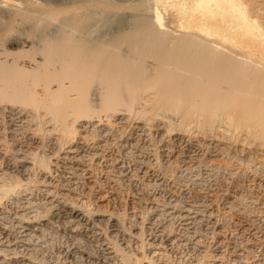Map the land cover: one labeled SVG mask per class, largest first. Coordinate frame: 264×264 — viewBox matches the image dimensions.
<instances>
[{
  "label": "bare ground",
  "instance_id": "6f19581e",
  "mask_svg": "<svg viewBox=\"0 0 264 264\" xmlns=\"http://www.w3.org/2000/svg\"><path fill=\"white\" fill-rule=\"evenodd\" d=\"M260 5L250 0H0V110L11 125L19 121L11 131L17 130L20 122L33 123L36 127L33 128L32 138L36 142L43 143L42 132H38L41 124H51V142L63 149L67 147L62 160L65 171L70 175L63 173L61 180L64 185L74 183L80 174V166L86 160L94 161L102 154L93 144L90 145L95 138L90 143L79 141L78 134L94 130L97 138L100 136L109 140L116 131V123L122 124L133 114L136 116L134 119L143 121L137 132L141 138L149 130L160 132L164 129L162 127L168 128L167 131L164 129L159 140L162 141L159 154L164 162H171L174 157L177 161L185 157L196 158L197 161L196 150L201 147L199 140L196 143L192 138L187 137V140L168 133L176 114H179L176 122L181 127L196 124L194 127L200 129V126H211L219 120V127L227 130L232 124L236 125L233 123L237 122L234 120L235 112L242 116L244 112H256L257 117V110H264V100L259 98V102H255L259 95L256 85H264V23L256 13L261 11H256L261 9ZM167 6L173 9L176 19H165L163 10ZM15 27L24 36L15 35L17 30L13 35ZM10 32L12 39L8 35ZM9 41L12 47V44L6 45ZM139 85H145L142 94H138L141 90H138ZM37 86L39 89L36 91ZM86 92L89 95L87 99L84 96ZM253 93L257 94L255 98L250 95ZM15 96L22 97L25 107L10 101L11 98L19 99ZM218 107H222L219 112ZM246 117L249 118V115ZM122 127L120 130H124ZM252 131L257 133L255 129ZM134 140L132 144L126 141L121 146L127 150L130 144L135 149L133 156L139 169L150 175L152 170H156L152 157L157 151L149 150L153 145L142 149L137 136ZM184 142L187 143L185 146ZM139 148L143 155L140 150L137 153ZM23 152L19 151L20 154L15 157L21 176L40 163V160L36 162V156L32 158ZM5 153H0V157L7 156ZM194 153L195 156H192ZM44 165L46 167V163ZM156 165L159 166V163ZM124 172L122 170L121 173ZM158 174L153 173L154 181L163 185L167 173L164 178ZM24 176L23 179H26ZM11 182L0 184V264H77L79 260L83 264H135L142 258L128 250L129 243L148 229L152 230L149 239L154 248H168L177 240L180 245L181 242L185 245L193 243L198 249L201 246L199 229H203L204 225L210 226V223L216 226L217 214L212 209V203L203 197L204 200L194 198L195 195L188 196L185 191H182L183 201L177 194L171 193L172 197L165 204L162 202L161 207L156 203L152 219L146 224V221L141 223V220H136L130 233L125 229L120 214L92 208L90 203H82L74 195H57V190L51 188L56 184L52 179H45L44 187L40 189L47 197L45 209L40 205L41 199L37 200L32 195L30 186L24 187L21 180ZM167 219L171 222L172 219L178 220L181 232L180 228L177 233L173 230L169 232L166 229L169 224L165 223ZM104 222H109V230L104 227ZM51 233L66 239V244L57 247L58 250L53 253L44 245ZM94 243L99 249L96 255L90 251ZM150 259H145L142 264H157Z\"/></svg>",
  "mask_w": 264,
  "mask_h": 264
},
{
  "label": "rangeland",
  "instance_id": "374dc122",
  "mask_svg": "<svg viewBox=\"0 0 264 264\" xmlns=\"http://www.w3.org/2000/svg\"><path fill=\"white\" fill-rule=\"evenodd\" d=\"M250 1L254 4L257 3L259 5V3H261V5H263V6L260 5L259 8H261V9L257 8L259 10H256V11L261 10L263 14L260 13L261 11L256 12V13L258 15L259 20L261 22L263 21V23H264V2H263L264 0H257L259 3L258 2L255 3L254 0H250ZM163 11H165L164 12L165 19L173 20V19L177 18L173 9L170 8V6H167ZM259 13H260V15H259ZM166 16H169L170 18L166 17ZM262 16H263V18H262ZM14 30L16 31L17 27H15V29H13V31ZM13 31H11V32H13ZM15 31L13 32V35H14ZM11 32L8 35H9V38L12 39L13 35ZM16 34L17 35L19 34L21 37L24 36V35L20 34L19 31H18V33H15V35ZM11 44H12L11 42L10 43L7 42L6 45L10 46ZM12 46H13V44L11 45V47ZM21 54H25V52H22ZM141 86L142 85L137 86V87H139L138 90L141 89L140 90L141 93L138 91V94H142L145 90V85H144V87L142 86V88H140ZM263 86L262 85H260V86L256 85V88L259 89V91H256V93L259 95L257 96V94L255 93V95L257 96L256 97L257 101L255 99V102H259V98L261 99V101L264 100V97H263L264 96V93H263L264 87ZM213 87H215V86H213ZM216 87H218V86L216 85ZM261 87H262V89H261ZM38 89L39 88L37 86L36 91ZM90 89H91V87H90ZM88 92H86L87 95L86 94L84 95L86 97V99L89 98ZM261 93H262V95L260 97ZM250 95L252 97L254 95V93L250 94ZM255 95L252 98H255ZM16 97L17 96H15V98ZM17 98H19V99L17 100V99L11 98L10 101H12L17 106L25 107L26 102L22 101L23 100L22 97H17ZM252 101H254V100H252ZM261 101H260V103H261ZM22 103H23V105H22ZM263 103H264V101H263ZM223 104L226 105V102H223ZM223 104L221 103V105H223ZM26 107H27V105H26ZM222 107H218V112L221 111ZM35 111H37V110H35ZM134 111H131V112H134ZM258 111H259L260 115L264 116V114H263L264 112H262L264 110H262V111L257 110V115L259 117L258 116L256 117V112H254V113L249 112L250 114L252 113L255 118L253 117V115H250L249 113L246 114L244 112V114L246 116L249 115V118L251 116V118H250L251 120L249 118H247L246 116H244V114L242 116V115L238 114V112L234 111L236 113L235 114L233 111H231L235 114L234 120H236L237 122L234 121L233 123H236V125L232 124L231 126L228 127L227 130H225L226 128L224 129V127L222 129V126L219 127V123H218L219 120H217L218 122L215 121L211 126H200V129L198 127H197L198 129L196 127H194V126H197L196 124L195 125L191 124V125L185 126L186 128L181 127V126H179L180 124L178 125L179 122H176V120L179 117V114H176L177 116L175 114H173V115H175V117L173 116L174 118H173L172 125H173V123H174V125L171 126V128H169V129H171L174 132L169 130L168 133H171L172 135L175 133L176 135H178V137L180 135L181 137H185L186 139H187V137H189L190 139L192 138V140L194 139L193 141L196 143H199V141H200L199 144L201 146V147L199 146L200 148L198 150H196V153H197L196 156L198 157L197 161H196V158L192 159L189 157H185L184 159L185 160L190 159L191 161L190 160L185 161L184 159H178V161H177V159L174 157V159L172 158V160L175 161V159H176V161L174 162L171 160V162H174L173 164L170 161H169L170 163L164 162L165 160L162 158L161 154H159V153H161L160 146L162 144L161 143L162 141H159L161 136H162L161 133L165 132L166 129L168 130V128L162 127L165 129V130L163 129L164 131L162 129H160L162 132L161 131L159 132V131H156L153 129L149 130V132H146L145 133L146 135L144 134L143 137L141 138L138 136L137 132L139 131L138 130L140 127L139 124L142 126L143 121L140 122V121H137V118L134 119L136 117V116H134V114H133L134 118L131 116V118H127L126 120H124L125 122L122 121V124L116 123V128H115L116 131L114 132L113 135H111V137H109V140L107 138H103V137L101 138L100 136H98L99 138H97V134L95 135L94 130L89 131V133L88 132L87 133L81 132V134L79 133L80 135L78 134L79 141L83 140V141H87L90 143L92 141V139L94 140V138H95L94 142L92 141L90 143V145L93 144L92 145L93 147H96L97 150L101 151L102 156L99 155L98 157H95L94 161L90 160V159L86 160L80 166V169L78 170V172L80 174H82V175L79 174V176L77 178L78 180L75 179L74 183H71L70 185H64V181H62L64 174H66L68 176L70 175V173L65 171L64 162L62 160V156L65 155L64 152H65V150L67 151V147H65L63 149L59 146L57 147V145L55 143L51 142V134H52V132H50V130L52 129L51 124L50 123H44L43 121H41V122H43V124H41V128H39V129H41V130L43 129V130L42 131L38 130V132L39 131H40V133L42 132L41 136H42V142L43 143L36 142L35 140H33L34 138H32L33 137L32 134L35 131L33 128L36 127L33 123H32L33 124L32 125L31 122H29V121L24 122V123L20 122L19 128H16L18 131L15 129L13 131H11L13 129L12 126L15 125L17 127L19 121H14L13 125H11L10 121L8 122V120L6 118H4V113L0 110V117H1L0 118V125H1L0 126V136H1L0 137V153L6 152L5 154H7V156H5L6 158L0 157V184H3V183L9 184L12 180H13L12 181L13 183H16V182H20V180H21V183L23 184L24 187L27 185L30 186V190L33 191L32 195L37 200H40V199L43 200V201L40 200L39 202H40V205L45 209L48 205L47 204V197H46L45 192H42L40 189H42V187H44L43 183L45 182V179H52L53 182L56 184L55 185L53 184L51 186V188H54L57 190L56 191V192H58L57 195L67 194L70 197H72V195H74L76 200H78L80 202L83 201L82 203L85 202V204L90 203L91 205L90 204H88V205H90L92 208L94 207V208H97L100 210H104L103 212H106V213H118V214H120V216L122 217V220H123L122 222H123L125 229L129 230L128 232H130V233H131V230L133 229L132 226L136 220L137 221L141 220V221H139L141 223H144L146 221L144 223V224H146L148 222V220L152 219V217H153L152 216L153 215L152 209L155 207L156 203H157L156 206L161 207L165 201L167 202V200L172 197L173 193H174L173 195L177 194L176 196L181 201H183L184 198L182 196V191H185V192H187L188 196L193 197L195 195L194 198L195 197H197V198L203 197L204 199H206V201L208 203H212V209L213 210L215 209L216 210V211L214 210L215 213L217 214V216H219V217L216 216V219H215V224L217 227L216 226L214 227L213 223H210L209 224L210 226L206 227L204 225V226H202V227H204L203 229H199V234L201 235L200 236V239H201L200 240V244H201L200 248L201 249L200 248L196 249L193 243H189L188 245L187 244L185 245L181 242V245H180V242L179 241L177 242V240H176L174 242L175 246L170 245L168 248H160V250H159L157 248L152 247V243H150V239H149L150 238L149 233H150V231L152 232V230L148 229L147 231L143 232L144 234L141 233L139 235V237L131 239V241L129 243L128 250L131 249L132 250V251L130 250L131 253L135 254L136 256L140 255V257L142 258L140 262H138V263L136 262L135 264H142L145 262V259L151 260L150 258H152L154 263H157V264L158 263L159 264H213V263L214 264H240V263L241 264H264V225H263L264 224V133H263V131H264L263 130L264 120L263 119L264 118H262V116L259 115ZM105 112L106 111H104V112L101 111V113H105ZM226 112L227 111H225V113ZM228 113L233 115V113H230V112H228ZM220 114H222V113H220ZM220 114H218V115H220ZM236 115H238L239 118H238V116L236 117ZM76 116L77 115H74L73 117H76ZM240 116H242L243 118ZM237 118L241 121V122L239 121L240 123H238ZM128 119H130V120H128ZM253 119H254V121L255 120L256 121L253 122ZM258 119L260 120L259 122H258ZM37 121H35V122H37ZM239 124H241V125L239 126ZM244 124H246V125H244ZM9 125H11V126H9ZM234 125L237 127H235ZM251 125H252V127H251ZM122 126H124V130H120V128L123 129ZM256 126H257V128H256ZM261 126H262V128H261ZM210 127H211V129H210ZM207 128H209V129H207ZM46 129L49 130L48 131L49 133L47 132ZM234 129H236V130L234 131ZM254 129H255V131L257 130V133H255V134L252 131ZM117 130L120 132L117 133L118 132ZM126 131H127V133H126ZM225 131H227V132H225ZM259 131H261V132L259 133ZM250 132L251 133L253 132V134H251ZM93 133H94V135H93ZM121 133H124V135ZM248 133H249V135H248ZM262 133H263V136H262ZM87 134H89V136H87ZM192 134H193V137H192ZM83 135L84 136L86 135L85 137H88V139H85V137H83ZM116 135H118V137L120 135H122L120 137L121 139L118 137L117 138L113 137ZM135 136H137L140 139L141 142L139 141V144H140V147L142 149L144 148V146L149 148L150 145L151 146L153 145L151 148H149V150L153 149V150H151V152H154V150H155V152L156 151L158 152V153L156 152L154 154L155 156L153 155V157H152L154 160L153 163H155L154 168L156 170H154V171L152 170V172H150V175H145L144 172L139 169V164L136 160V157H134L135 152H133V151H135V149H132L130 144L134 143ZM131 137H133V138H131ZM197 138H199V139H197ZM106 140L108 141L109 144L107 143ZM113 140L118 141V142L114 143ZM122 141H125V142L123 143ZM126 141L130 142L127 150H125L126 149L125 146H121V145H125ZM105 142L107 143V145ZM94 144H96V145L94 146ZM185 144H187V143L184 142L183 145L185 146ZM155 146H157V148H159V149H157ZM130 148L132 149L133 154H130V153H132ZM7 149H8V151H7ZM128 149H130V151ZM223 149H225V150H223ZM139 150H140L141 155H143L140 148L138 149L137 153H139ZM19 151L20 152L25 151V153L27 152L28 154L27 153L26 154L29 155L30 157L32 156V158L36 156V158H37L36 162H39V160H40V163H41V164L39 163L40 165L39 164L37 165V163H36L37 166H35V168L34 167L31 168L30 171L28 172V174H26L25 176L23 175L26 179H23V176H21L22 174L20 173V171H18V168H16V163H17L18 159L15 157L17 154H20ZM30 152H31V154H30ZM196 153H194V155H192V156H195ZM149 154L148 155L146 154L145 156H149ZM41 157H42V159H41ZM157 157H158V159H157ZM103 158H104V160H101ZM179 160H180V163H179ZM99 161H101V162H99ZM45 163H46V167H43V166H45L44 165ZM98 163H100V164L98 165ZM156 163L157 164L159 163L160 167L158 165H156ZM182 164H184V165H182ZM186 164L187 165L190 164V167L192 170H190L189 165L187 166ZM176 165L177 166L180 165V166H178L179 168L177 170H175ZM194 165H195V168H194ZM135 166H137V167H135ZM156 167H158V169ZM160 168H162V170ZM183 168H184V170H183ZM121 169L125 171L124 174L121 173L122 172ZM57 170H58V172H57ZM127 170H128V172H127ZM157 170L160 172V174H158L159 172ZM181 170H183V171H181ZM103 171H104V173H103ZM173 171H176V173ZM154 172L162 178L165 177V175H166L165 172L167 173L168 177L166 175V177L163 179V180H166L163 185H159V184L157 185L156 181H154V175H153ZM125 173H127V174H125ZM170 173H171V175H169ZM28 175H30V176H28ZM170 177L171 178L173 177V178L171 179ZM174 177H176L177 179H175ZM181 177H182V179H181ZM28 181H29V183H28ZM40 181H43V182H40ZM193 181H196V182H193ZM173 182H174V184H173ZM151 184H153V186ZM155 184L157 186H155ZM171 185H172V187H171ZM163 186H166L168 188L166 189V187H163ZM182 187H183V190H182ZM169 188H170V190H174V189L175 190L170 192ZM165 192L167 193L168 196H166ZM28 194H29V196L31 195L30 193H28ZM238 194H239V196H238ZM42 197H43V199H42ZM164 198H165V200H164ZM239 201H241V202H239ZM44 202H45V204H44ZM141 203H142V205H141ZM228 208H229V210H228ZM150 211H152V213ZM146 218H148V219H146ZM174 220H176V219H172V222H171V219L166 220L167 221V222H165L166 225L169 224V226L168 225L166 226V229L168 228L167 230L169 232H171L173 230V232L176 231L175 233H177L179 228H180V231H179V233H180L181 232V227H180L181 224L178 220H176L177 222H175ZM173 221H174V223H173ZM104 223H103L104 227L107 228L106 230H109V228H110L109 222H104ZM211 224H212V226H211ZM262 225H263V227H262ZM214 228H216V229H214ZM217 229H219V230L217 231ZM146 232H147V234H146ZM58 235H57V233H51V234H48V236H47V238L48 239L50 238V239L47 241V243L45 242L47 245L46 244H44V245H45V247L46 246L48 247V248L47 247L46 248L49 252L52 250L51 253L56 252L58 250V248H61V247H63V245L66 244L65 243L66 239L62 235H60V234H58ZM62 237H63V239H62ZM49 242H50V247H49ZM220 242H221V244L218 245ZM50 248H52V249H50ZM90 249H91L90 251L95 253V255L99 253V249H98V246L96 243H94L92 245V247H90ZM152 250L153 251L155 250L157 252L154 251V253H153ZM161 250H163V251H161ZM146 256H147V258H146ZM134 261H136V260L134 259ZM77 264H83V261L81 262L79 260L77 262Z\"/></svg>",
  "mask_w": 264,
  "mask_h": 264
}]
</instances>
